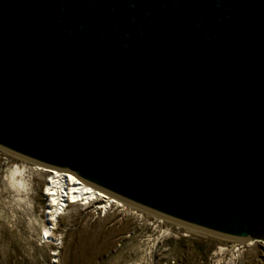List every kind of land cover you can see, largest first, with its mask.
<instances>
[{"label":"water","instance_id":"1","mask_svg":"<svg viewBox=\"0 0 264 264\" xmlns=\"http://www.w3.org/2000/svg\"><path fill=\"white\" fill-rule=\"evenodd\" d=\"M0 150L264 242V0H0Z\"/></svg>","mask_w":264,"mask_h":264},{"label":"rangeland","instance_id":"2","mask_svg":"<svg viewBox=\"0 0 264 264\" xmlns=\"http://www.w3.org/2000/svg\"><path fill=\"white\" fill-rule=\"evenodd\" d=\"M17 165L26 166L25 188L8 179ZM36 165L0 150V264H264L262 241L201 231L122 200L105 211L101 200L76 202L43 237L50 207Z\"/></svg>","mask_w":264,"mask_h":264},{"label":"bare ground","instance_id":"3","mask_svg":"<svg viewBox=\"0 0 264 264\" xmlns=\"http://www.w3.org/2000/svg\"><path fill=\"white\" fill-rule=\"evenodd\" d=\"M34 168L39 174L46 177L43 194L49 199L50 208L46 212L48 224L43 226V237L51 238L53 236L56 222L62 212L69 206L75 205L76 202L90 203L101 200L102 203L98 208L104 211L114 204H122L116 197L83 182L71 173L42 165H36ZM25 171V165H17L15 169L12 168L7 175L10 184L16 188H25L28 185Z\"/></svg>","mask_w":264,"mask_h":264}]
</instances>
